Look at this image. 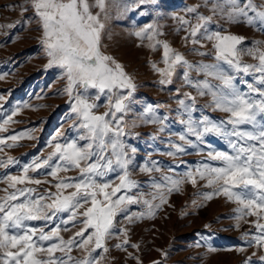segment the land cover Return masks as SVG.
Segmentation results:
<instances>
[{"label": "snow or ice", "instance_id": "obj_1", "mask_svg": "<svg viewBox=\"0 0 264 264\" xmlns=\"http://www.w3.org/2000/svg\"><path fill=\"white\" fill-rule=\"evenodd\" d=\"M149 2L139 0L140 4ZM29 9L40 28L39 40L49 58L46 67L56 66L66 77L64 92L75 117L70 127L79 135L65 139L64 143L56 142L48 156L23 165L20 175L7 172L0 175V182L6 185L0 189L4 193L0 196V264H100L109 251L107 241L115 233L127 235L126 229L117 227V218L125 215L130 205L141 203V196L133 191L138 188V182L128 170L131 157L123 139L127 135L124 115L129 110L136 85L125 67L102 51L105 25L101 17L107 14V0L91 3L89 0H24L22 12ZM187 11L196 15L197 22L193 24L184 17H177L181 28L188 26L184 29L188 33L185 40L190 39L193 45L201 44V38L211 42L212 49L199 54H214L215 63H191L166 41L156 40L150 47L163 48L165 67H157L155 63L152 67L160 74L162 85L172 83L177 69H183L185 84L195 88L198 96H211L214 110L226 113L227 118L220 121L208 116L194 118L196 96L184 93V98L178 101V110L185 117L179 121L184 130L171 145L174 150L168 155L184 153L185 146L203 145L209 135L225 140L231 151H209L208 159L219 164H198L182 178L162 175L153 183L155 192L151 200L144 199L143 203L147 214L154 215V210L166 203L165 191H179L185 181L196 185L198 179H207L214 190L204 193V198L222 194L239 205L235 210L239 213L237 220L255 217L251 223L257 234L249 242L264 247V222H261L264 221V47L260 46L264 42L248 51L256 63H244L239 48L244 37L210 31L212 16L201 15L196 8ZM212 12L230 22H244L264 30V4L257 5L255 0H215ZM135 35L153 41L160 33L154 25H147ZM192 72L202 74L203 79L193 80ZM247 76H252L254 82L249 83ZM238 84H244L247 91H242ZM90 91L95 92V100L101 96L107 98L106 111H96L98 104ZM3 99L0 96V100ZM147 114H151L149 122L159 123L160 131H164L167 117L157 116L152 107L147 109ZM14 115L16 112L0 123V132L8 131L6 125ZM61 136L63 133L58 132L54 140ZM17 140L16 135L0 137V152L4 147H15ZM18 164L10 155L0 156V169ZM40 170L55 178V191L44 189L41 192L31 186L53 183L29 175L30 172L39 174ZM70 170H77L78 175H59ZM141 170L151 173L158 169L146 165ZM112 173L117 174L118 183L109 179ZM157 199L159 203L151 202ZM61 214L66 219H61ZM143 215L126 218L131 222ZM34 221L41 222V226H33ZM77 224L82 227L72 236L68 239L61 236L62 228L69 231V226ZM50 225L54 226L46 231ZM126 244L127 239L115 247L122 248ZM73 248L85 252V256L74 258ZM259 259L264 261V256ZM250 260L251 257L245 264Z\"/></svg>", "mask_w": 264, "mask_h": 264}, {"label": "rangeland", "instance_id": "obj_2", "mask_svg": "<svg viewBox=\"0 0 264 264\" xmlns=\"http://www.w3.org/2000/svg\"><path fill=\"white\" fill-rule=\"evenodd\" d=\"M214 2L215 0L212 4ZM255 3L261 5L264 4V0H255ZM23 4L24 0H0V76L3 77L0 79V96L4 97L0 100V123L16 112V115L12 116V121L6 125L8 131L0 132V137L18 136L16 146L4 147L0 156L10 155L19 161L18 165L0 169V175L5 172L20 175L23 165L36 158L48 156L56 142L64 143L65 139H75L79 135L76 129L70 127L75 117L71 113L69 97L64 92L67 85L66 77L60 68L46 67L49 58L39 40L40 28L30 9L22 12ZM212 4L208 3L210 10L205 14L213 17L208 26L209 30L244 37V41L239 46L240 58L247 64L256 63L254 57L248 55V51L254 49L259 42H264V30L244 22H230L222 15H213ZM203 41L200 52L210 51L211 42ZM260 46L264 47V44ZM193 63H215L214 54L202 56L200 61ZM195 76L193 80L203 79L202 74L195 72ZM245 79L249 83L254 82L252 76H247ZM238 87L242 91H247L244 84H238ZM193 90L199 118L208 116L213 121L227 118L226 113L214 110L211 96H198L196 89ZM58 132L63 133V136L54 140ZM21 133L24 134L22 137ZM158 137L157 132L150 133V149L147 155L136 156L132 153L133 148L127 147L131 157L128 170L132 178L138 182V188L133 191L141 196V203L130 205L126 214L117 218V227L126 229L127 235L115 233L107 241L109 251L104 254L100 264H154V262L156 264H245L249 257H251L249 264H264V261L259 259L264 256V247L249 242L251 237L257 234L251 223L256 218L246 216L237 220L239 213L235 210L239 205L222 194L215 195L212 199H205L203 194L214 190V186L207 184V179H198L196 185L185 181L179 186V191L170 193L165 191L166 203L155 209L154 215L147 214L143 200H151L155 192L153 183L162 175L182 178L187 171L194 170L198 164L218 165L219 162L208 159L209 151H231L225 140L209 135L203 145L185 146L184 153L170 156L168 153L174 149L168 146L176 142H162ZM80 143L83 144L85 141ZM163 146L166 147L165 150ZM146 165L158 170L151 173L142 171L141 169ZM29 175L35 179L53 182L39 186L31 185L38 191L42 192L44 189L55 191L53 186L55 178L47 176L45 170H40L39 174L30 172ZM59 175L76 176L78 171L70 170ZM109 179L119 182L116 173L110 174ZM4 187L6 185L0 182V189ZM3 195L4 193L0 191V196ZM151 202L155 204L159 203V200ZM141 213H144L142 217L134 218L131 222L126 218L139 216ZM60 218L66 219V216L61 214ZM56 223H59V220ZM31 224L41 226V222L38 221ZM52 226L54 225H50L45 230H50ZM80 227H82L80 224L75 227L69 226V231H64L62 228L61 236L68 239ZM125 239L128 240V244L122 248L115 247ZM132 244L138 247L133 248L130 246ZM71 255L82 259L85 252L73 248Z\"/></svg>", "mask_w": 264, "mask_h": 264}, {"label": "crops", "instance_id": "obj_3", "mask_svg": "<svg viewBox=\"0 0 264 264\" xmlns=\"http://www.w3.org/2000/svg\"><path fill=\"white\" fill-rule=\"evenodd\" d=\"M214 0H150L149 3L140 4L139 0H107V14H102V22L105 27L102 32V51L114 57L121 63L126 72L133 78L136 89L129 104V110L124 115L126 133L124 143L129 148L135 149L132 153L136 156L147 155L150 149L149 137L152 131L158 133V140L165 142H177L178 135L184 130L179 123L182 112L179 111L178 101L183 99L184 93H192L193 87L185 84L183 69H177L172 77V83L162 85L161 76L156 72L152 64L157 67H165L162 61L163 48L153 50L150 44L156 40L166 41L170 47L180 52L191 63L200 61L201 44L193 45L191 40H185L188 35L181 28L177 17H184L193 24L196 23V15L189 13V8H196L197 12L206 16L209 12V5ZM93 2V0H89ZM98 11V9H93ZM147 25H154L160 35L153 41L141 39L135 33ZM196 48L197 51H193ZM192 78L196 77L195 72L191 73ZM179 89V92L177 91ZM94 102L98 104L96 111L102 113L107 110L108 100L101 96L95 100V92H90ZM152 107L156 115L164 118V131H160L159 123L149 122L150 115L147 109ZM194 118H199V110L193 112ZM128 144V145H127ZM129 148V149H131ZM168 148L173 149L171 144ZM166 147L163 146V150Z\"/></svg>", "mask_w": 264, "mask_h": 264}]
</instances>
